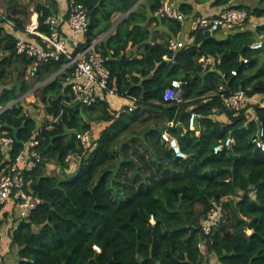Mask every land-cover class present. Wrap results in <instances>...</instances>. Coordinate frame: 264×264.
I'll list each match as a JSON object with an SVG mask.
<instances>
[{
    "label": "clouds",
    "instance_id": "obj_1",
    "mask_svg": "<svg viewBox=\"0 0 264 264\" xmlns=\"http://www.w3.org/2000/svg\"><path fill=\"white\" fill-rule=\"evenodd\" d=\"M0 264H264V0H0Z\"/></svg>",
    "mask_w": 264,
    "mask_h": 264
}]
</instances>
